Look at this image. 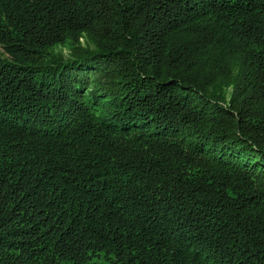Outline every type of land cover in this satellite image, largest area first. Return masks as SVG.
Segmentation results:
<instances>
[{"label":"trees","instance_id":"16d2710c","mask_svg":"<svg viewBox=\"0 0 264 264\" xmlns=\"http://www.w3.org/2000/svg\"><path fill=\"white\" fill-rule=\"evenodd\" d=\"M0 264H264V0H0Z\"/></svg>","mask_w":264,"mask_h":264}]
</instances>
